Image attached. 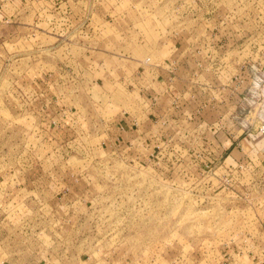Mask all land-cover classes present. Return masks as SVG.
Instances as JSON below:
<instances>
[{"label": "rangeland", "instance_id": "374dc122", "mask_svg": "<svg viewBox=\"0 0 264 264\" xmlns=\"http://www.w3.org/2000/svg\"><path fill=\"white\" fill-rule=\"evenodd\" d=\"M19 6L0 22V264H264V154L238 161L249 133L264 148V0Z\"/></svg>", "mask_w": 264, "mask_h": 264}, {"label": "crops", "instance_id": "0c3cea01", "mask_svg": "<svg viewBox=\"0 0 264 264\" xmlns=\"http://www.w3.org/2000/svg\"><path fill=\"white\" fill-rule=\"evenodd\" d=\"M71 2L72 0H3L0 2V22L3 20V18L6 16V17H10L12 16V14H8L7 13H10L12 12L13 15L18 11V8L20 7L19 5L23 4H29V6H32V7H35L37 9L39 8H42V10L44 9H48L49 7H55V9H58L59 12H62V8L65 6V5H71ZM9 9V11H8ZM72 9V8H71ZM64 11V10H63ZM104 55L101 57V58H94L93 61H91V69H92V72L94 73V75L96 76H104V74H108L109 72H112V70L114 69L115 65L113 64L114 62H112L113 58H110L109 56L113 57L111 54L109 53H106V52H102ZM263 81V80H261ZM264 82V81H263ZM260 81L256 82L254 81V87L256 88L258 85L259 86H262V84L260 85ZM252 85V84H251ZM254 87H251V89L254 90ZM252 90V91H253ZM247 101H250L247 99ZM237 118V113H232V119L233 120H236ZM235 122V121H234ZM219 136V134H218ZM220 138V137H219ZM239 144L242 145L241 142H239ZM247 144V147H248V150L249 151H245V149H243L242 147V152H244L243 154L245 153H248L250 156H253V155H257V156H260L262 157L263 154H264V148H261L262 150H258V149H255V142L254 141H250L249 143L246 142ZM232 144H230V146H228L231 151L229 152L228 156L225 158L224 161H227L228 158H230V155L231 153L233 154V152L235 151V149L237 148L236 145L233 144V146L231 147ZM255 149V150H254Z\"/></svg>", "mask_w": 264, "mask_h": 264}, {"label": "built area", "instance_id": "2783aa9c", "mask_svg": "<svg viewBox=\"0 0 264 264\" xmlns=\"http://www.w3.org/2000/svg\"><path fill=\"white\" fill-rule=\"evenodd\" d=\"M259 134L261 135L262 139L264 140V125L261 126L260 131H259ZM249 135H250L251 138H252L251 141H254V142H255V140H256V136H253V132L249 133ZM263 145H264V143H263ZM250 157H251V158H250ZM246 160H247L248 162H250V164H252V156H250L248 153L243 154V156H242V160H239V159H238V161L241 162V163H240V166H241V167L243 166L242 162H245ZM241 164H242V165H241Z\"/></svg>", "mask_w": 264, "mask_h": 264}]
</instances>
